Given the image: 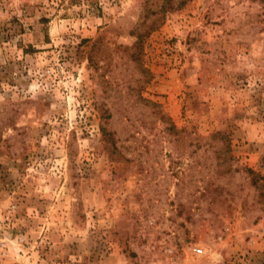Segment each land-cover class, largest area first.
Masks as SVG:
<instances>
[{"label": "rangeland", "instance_id": "rangeland-1", "mask_svg": "<svg viewBox=\"0 0 264 264\" xmlns=\"http://www.w3.org/2000/svg\"><path fill=\"white\" fill-rule=\"evenodd\" d=\"M0 264H264V0H0Z\"/></svg>", "mask_w": 264, "mask_h": 264}]
</instances>
